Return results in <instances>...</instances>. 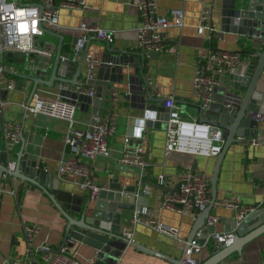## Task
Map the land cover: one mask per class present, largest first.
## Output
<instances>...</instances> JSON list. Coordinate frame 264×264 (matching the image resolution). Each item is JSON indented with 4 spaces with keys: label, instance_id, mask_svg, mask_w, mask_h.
<instances>
[{
    "label": "crops",
    "instance_id": "obj_1",
    "mask_svg": "<svg viewBox=\"0 0 264 264\" xmlns=\"http://www.w3.org/2000/svg\"><path fill=\"white\" fill-rule=\"evenodd\" d=\"M22 1L23 4L42 2V0ZM135 2L136 0H86L84 8L63 7L59 12L58 26L50 30L64 35L67 47L73 37H94L91 41L90 53L100 57L106 49L107 41L99 39L94 34H86L81 29L84 23L97 24L104 29L114 31L115 40L111 43L112 46L140 51L136 39L141 18ZM156 2L158 13L163 15H168L172 9H182L185 15L184 25L171 26L164 30L167 44L175 50L154 54L153 58L147 57L144 72L156 97H173L180 105L184 117L200 120L201 113L197 106L200 102L193 87V78L200 60L199 54L208 47L240 51L243 60L247 61L251 58L245 51L251 46L243 36L221 31V0H156ZM207 9L215 24L214 34L211 31L202 34L198 32L199 18ZM35 43L39 51L35 53L37 59L43 53L54 54L59 38L45 32ZM43 44H48L49 48L43 49L41 47ZM64 55L70 59L74 57L73 52ZM3 58L5 62L7 56L1 54V63ZM78 59L79 57L75 61L71 76L76 72ZM6 67L23 72L24 64L11 63ZM139 70L126 66L123 68V74L118 75L119 81L111 83L117 95L112 114L117 124V132L109 141L111 156H99L93 162L96 183L101 188L107 187L112 178L117 179L123 187L138 183L141 176L140 168L120 164L117 158L122 155L127 145L133 148L142 146L150 162L144 176L145 180L164 187L161 189L148 185V192L152 193L148 205L149 208H154V213L150 217L177 227L179 236L187 241L197 213L191 211L179 213L172 209L161 208V199L165 193L175 189L179 177L189 171L204 170L212 177L217 157L179 151L167 153V120L163 117L167 106L159 104L163 111H151L147 114V110H141L136 106L139 100L135 96H127L131 81L135 82ZM2 74L6 80H13L16 83L14 89L3 88L0 91V102H2L0 140L3 148L5 149L4 127L8 123L19 122L26 140L23 154L44 164V169L52 174L58 183V187L50 193L56 197L58 204L65 211L79 219V211L87 202L89 192L74 183L72 176L65 178L58 176L60 163L68 157L64 141L68 122L45 114H26L21 104L34 101V96L31 95V82L25 81L28 86L23 89L20 84L22 78L9 73ZM231 83V79L227 78L224 85L216 89L217 101L225 100L228 93L235 91ZM72 88L76 89L74 86ZM93 89L96 90V87ZM257 89L264 91V72L259 79ZM4 90L6 92H3ZM37 92L51 97L59 94L57 83L53 87L39 85ZM93 116L91 106L86 110L76 105L74 113L76 126L86 127ZM105 116H109V105ZM126 138H129V144L125 143ZM259 139L258 143L231 145L220 167L217 181L218 200L231 199L241 207L257 205L259 208H264V133ZM21 149L22 143L11 149L9 154L11 162L16 161ZM160 176L165 177L163 184L159 182ZM3 182H10V177L5 176ZM12 183L10 190L2 189L3 197L0 199V264H19L25 258L27 249L25 228L31 225L39 228L32 242L34 247L39 249L38 256L42 263V255L45 253L41 248L43 246L59 248L68 221L47 191L35 185L26 188L30 185L28 182L21 191L20 180L14 178ZM143 184L146 185L145 182ZM237 211L238 209L215 205L211 213L218 217H230ZM134 217L133 211H123V231H131L132 240L167 254L172 259L182 258L185 243L149 227L144 223V219L134 220ZM226 227L227 224L219 221L216 229L218 232H224ZM66 246H71L75 255L86 264H174L167 259L139 251L132 245H127L119 259L78 241L69 240L64 247ZM216 250V246L207 241L197 255L198 264H202ZM218 264H264V233L245 245L241 254L234 252Z\"/></svg>",
    "mask_w": 264,
    "mask_h": 264
},
{
    "label": "water",
    "instance_id": "obj_2",
    "mask_svg": "<svg viewBox=\"0 0 264 264\" xmlns=\"http://www.w3.org/2000/svg\"><path fill=\"white\" fill-rule=\"evenodd\" d=\"M19 3L23 5L22 0H19ZM220 16L221 31L243 36L251 46L248 51H245L251 59L236 69L234 75L231 74V84L235 91L228 93L225 100H216L209 107H204L202 103L197 104L201 113L200 121L222 128L224 143L211 177L212 199L205 209L197 212L196 221L183 250L182 258L172 259L167 254L131 240L123 231V211H133L135 217L139 219L150 218L154 213V208H149L148 205L152 196V193L148 192V185L163 189L162 185L143 180V182L139 181L123 187L117 179L112 178L107 187L100 189L97 198L93 199L88 195L87 202L79 211L80 218L77 219L65 211L58 204L56 197L50 193L58 187L54 176L44 169L42 162L23 154L26 141L24 135H21L22 149L12 167L9 165V155L0 140V199L3 197L2 189L3 191L10 190L14 178L21 181V191L28 182L30 185L26 188L35 185L47 191L68 221L61 246L59 248L43 246L41 248L43 253H59L67 241L71 240L89 244L98 251L110 254L117 259L121 257L127 245H132L139 251L167 259L174 264H185L186 252L192 241L195 240L201 246H205L208 238L217 231V224L209 223V219L215 202L218 200L217 181L222 161L232 144L258 143L259 136L264 133V91L257 89L259 79L264 72V0H221ZM212 24L214 34L216 29L213 20ZM45 32L59 38L54 54L43 53L36 59V52L30 54L9 52L7 61L24 64L23 72L6 67L0 68V71L4 73L22 78L20 84L23 89L28 86L25 81L31 82L32 97L39 85L53 87L56 83L57 85L64 83L71 87H96L97 94L94 97L80 94L73 88H63L59 94L63 99L81 108L84 107L86 110L91 106L93 114L100 117L105 116L107 105H109V116H111L115 104V89L111 83L118 82V75H122L123 68L129 66L140 70L135 82L131 81L127 96H135L139 100L136 106L141 110H147V114L151 111H163L162 106H166L167 98H159L152 93L150 81L144 72L147 63L144 50L120 49L112 46L111 42H107L106 49L101 56H94L99 61L98 66L94 77L88 79L86 56L90 54V45L94 37H73L67 47L64 35L50 29H45ZM37 47L35 43V48ZM41 47L46 50L49 45L43 44ZM72 52L74 54L72 59L65 57L64 54L70 55ZM154 54H151L149 58H153ZM78 57L76 72L71 76ZM170 110L166 107V113L163 115L166 120L169 119ZM5 176L10 177V182H3ZM255 207L256 209L242 220L237 219L236 214L230 217L217 216L220 222L227 224L224 232L234 233V240L231 245L217 249L202 264H218L234 252L241 254L245 245L264 233V208H259L257 205ZM199 231L200 237L196 239Z\"/></svg>",
    "mask_w": 264,
    "mask_h": 264
},
{
    "label": "built area",
    "instance_id": "obj_3",
    "mask_svg": "<svg viewBox=\"0 0 264 264\" xmlns=\"http://www.w3.org/2000/svg\"><path fill=\"white\" fill-rule=\"evenodd\" d=\"M141 24L138 27L136 44L144 50L146 57L154 53L171 52L174 47L167 44L164 30L171 26L182 27L184 25V11L172 9L168 15L158 13L156 0H136L135 2ZM86 0H42L40 4L20 5L18 0H0V53L7 56L9 52H23L30 54L36 52L35 39L45 33V29H53L58 26L59 12L63 7L84 8ZM211 13L207 9L201 14L198 32L214 31L211 20ZM45 28V29H44ZM81 29L90 35H96L99 39L107 42L115 40V33L112 30L104 29L97 24L84 23ZM193 78L195 94L204 107H209L216 101L215 91L224 85L231 74L247 61L243 60L240 51H229L208 47L200 54ZM4 58L2 59V63ZM98 59L91 53L86 56V76L91 79L95 75L98 66ZM2 63L0 68H2ZM0 71V91L3 88L14 89L16 83L13 80H6ZM60 91L63 88L72 89L64 83L57 85ZM80 94H88L94 97L97 91L93 88L82 86L76 87ZM34 101L22 103L26 114H45L51 117L64 119L68 127L64 134V141L68 151V157L58 167V176L65 178L72 176L74 183L81 189L88 190L89 195L97 198L101 189L96 183L93 162L99 157L111 156L110 139L117 132V124L111 116L100 117L94 115L86 127L75 125L74 113L76 104L63 99L58 94L51 97L35 92ZM117 99L116 93L114 94ZM166 106L170 114L167 120L166 129V151L185 152L194 155H207L218 157L224 143L223 129L208 122H201L198 119L187 118L182 115L180 105L173 97L167 98ZM2 102H0V113ZM23 130L19 122L8 123L3 129V141L5 151L10 154L11 149L21 143ZM129 144V138L125 139ZM117 162L123 165L138 166L141 170L139 181L143 182L150 162L142 146L125 147L124 152L117 158ZM10 167L14 165L10 161ZM164 176H160L159 182L163 184ZM212 199L211 175L204 170H192L179 177L175 189L165 193L161 199L160 207L175 210L179 213L198 212L206 208ZM217 206L238 209L236 217L244 219L256 207H241L236 201L217 200ZM135 219H139L136 218ZM140 220V219H139ZM143 220V219H142ZM219 218L211 215L209 223L217 224ZM144 223L158 232L165 233L182 243L187 241L179 236L177 227L167 225L150 217L144 219ZM39 231L35 225L25 228L27 242L26 255L19 264H86L80 260L71 246L64 247L59 253H46L42 255V263L38 256L39 249L33 245V238ZM131 231L125 230L124 234L131 240ZM200 231L196 234L199 239ZM234 240L233 232H218L212 234L207 241H212L216 249L229 246ZM203 246L192 241L187 249L185 264H198L197 255L202 251Z\"/></svg>",
    "mask_w": 264,
    "mask_h": 264
},
{
    "label": "rangeland",
    "instance_id": "obj_4",
    "mask_svg": "<svg viewBox=\"0 0 264 264\" xmlns=\"http://www.w3.org/2000/svg\"><path fill=\"white\" fill-rule=\"evenodd\" d=\"M11 64L10 62H7V60L3 63L4 67H6L7 64ZM0 65H1V53H0ZM7 68V67H6Z\"/></svg>",
    "mask_w": 264,
    "mask_h": 264
},
{
    "label": "trees",
    "instance_id": "obj_5",
    "mask_svg": "<svg viewBox=\"0 0 264 264\" xmlns=\"http://www.w3.org/2000/svg\"><path fill=\"white\" fill-rule=\"evenodd\" d=\"M146 179V177H144V180ZM209 243H213L212 241H209Z\"/></svg>",
    "mask_w": 264,
    "mask_h": 264
}]
</instances>
